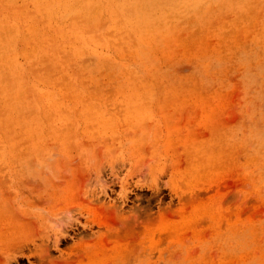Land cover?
Masks as SVG:
<instances>
[{
    "label": "rangeland",
    "instance_id": "obj_1",
    "mask_svg": "<svg viewBox=\"0 0 264 264\" xmlns=\"http://www.w3.org/2000/svg\"><path fill=\"white\" fill-rule=\"evenodd\" d=\"M8 28L0 264H264V0H0Z\"/></svg>",
    "mask_w": 264,
    "mask_h": 264
},
{
    "label": "bare ground",
    "instance_id": "obj_2",
    "mask_svg": "<svg viewBox=\"0 0 264 264\" xmlns=\"http://www.w3.org/2000/svg\"><path fill=\"white\" fill-rule=\"evenodd\" d=\"M60 3V2H59ZM48 4V3H47ZM92 4V3H91ZM102 5V4H101ZM3 6V5H2ZM92 6V5H91ZM115 8V7H114ZM123 9H125V8H123ZM29 13H30V11H29ZM31 13L34 15V13L35 12H32L31 11ZM71 14V13H70ZM72 14H76V11L75 12H73ZM67 15H69V14H66V16ZM74 16H76V15H74ZM65 18H67V17H65ZM71 18V17H70ZM73 18V17H72ZM44 20V19H43ZM120 20H121V18H120ZM107 21V20H106ZM39 22V21H38ZM87 22V21H86ZM70 23V22H69ZM100 24V23H99ZM71 25V24H70ZM99 28V27H98ZM103 29V28H102ZM89 30V29H88ZM87 30V31H88ZM86 30L84 31V32H87ZM91 32V31H90ZM14 34H15V32L10 28H8V29H5L4 30V32L3 31H0V40L2 41L1 43H0V49H3L2 47L4 46V49H7V47H6V45L7 46H10V41L12 40V38H13V36H14ZM99 34V33H98ZM107 34V33H106ZM95 36H96V34H95ZM56 38V37H55ZM146 40H149V37H146ZM143 41H145V40H143ZM139 47L142 49V56H143V59H145L146 61H147V59H148V55H149V57H150V50H151V48L148 46H144V43H141L140 45H139ZM102 48V47H101ZM9 53H11V51L9 52ZM130 56H132V51L130 52ZM85 58V57H84ZM83 58V59H84ZM133 59V58H132ZM132 62V61H131ZM133 63V62H132ZM132 66V65H131ZM122 68H124V67H122ZM1 71V70H0ZM4 77V76H3ZM69 79H70V87H68V88H72L71 87V84L72 85H79L77 82H76V80L75 79H73L72 78V74H69ZM131 77V76H130ZM155 80H156V78H154ZM49 80V79H48ZM157 82V81H156ZM48 83V82H47ZM47 83H45L44 84V86L45 87H48V90L50 91L49 93H46V91H45V93H46V95L50 98V100H52L53 102H59V91H57L56 90V88L54 87V86H48V84ZM155 86H156V84H154ZM79 87V86H78ZM58 89V88H57ZM156 89V88H155ZM151 90V94H150V100L151 101H155L156 100V95L157 94H154V89H150ZM153 90V91H152ZM72 91V90H71ZM156 92V91H155ZM183 92V91H182ZM159 94V93H158ZM158 99V98H157ZM35 100V99H34ZM33 100V101H34ZM97 100H98V103H96V104H98L97 105V107L99 108V109H101L102 108V106L100 105V99H99V97H97ZM157 101V100H156ZM38 103V102H37ZM143 103V102H142ZM39 104V103H38ZM40 105V104H39ZM154 105V104H153ZM101 113V112H100ZM102 114V113H101ZM29 115H30V117L34 120H36V118H37V113H36V111L35 110H33V109H30L29 110ZM152 124V123H151ZM149 127H150V125H149ZM148 128V127H147ZM149 129H151V128H149ZM148 130V129H147ZM41 132V131H40ZM40 132H38V133H40ZM146 133V132H145ZM147 134V133H146ZM41 135L42 134H40V137H41ZM40 137H38V138H40ZM145 140V139H144ZM62 144H63V141H60ZM7 144V143H6ZM50 159V158H49ZM45 160V159H44ZM96 181V180H95ZM99 182V181H98ZM124 185V184H123ZM103 188V187H102ZM105 190H106V188H105ZM104 191V190H103ZM105 192V191H104ZM105 194V193H104ZM104 197V196H103ZM106 197V196H105ZM108 197V196H107ZM99 198V197H98ZM102 198V197H101ZM110 199V198H109ZM96 200V199H95ZM247 200V199H246ZM245 200V201H246ZM110 201V200H109ZM91 202V201H90ZM107 202V201H106ZM92 203V202H91ZM98 203V202H97ZM98 209V208H97ZM124 213V212H123ZM125 220V219H124ZM99 225V224H98ZM57 245V244H56ZM57 247V246H56Z\"/></svg>",
    "mask_w": 264,
    "mask_h": 264
}]
</instances>
